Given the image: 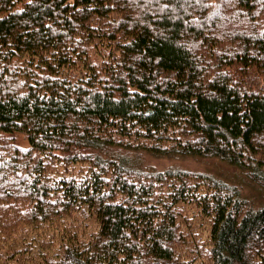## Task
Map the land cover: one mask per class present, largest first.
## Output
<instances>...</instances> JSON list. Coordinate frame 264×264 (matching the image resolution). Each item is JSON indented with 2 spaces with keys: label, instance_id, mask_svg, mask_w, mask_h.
Here are the masks:
<instances>
[{
  "label": "trees",
  "instance_id": "obj_1",
  "mask_svg": "<svg viewBox=\"0 0 264 264\" xmlns=\"http://www.w3.org/2000/svg\"><path fill=\"white\" fill-rule=\"evenodd\" d=\"M176 152L264 186V0H0V264H264V206L139 164Z\"/></svg>",
  "mask_w": 264,
  "mask_h": 264
},
{
  "label": "rangeland",
  "instance_id": "obj_2",
  "mask_svg": "<svg viewBox=\"0 0 264 264\" xmlns=\"http://www.w3.org/2000/svg\"><path fill=\"white\" fill-rule=\"evenodd\" d=\"M20 142L23 144L28 143L27 140H23V137H20ZM140 163L145 167L165 168L178 166L209 173L230 185L238 187L240 195L247 200L250 207L264 206V186L249 177L246 169L218 156L190 155L179 152L163 155L144 153L142 159L139 160Z\"/></svg>",
  "mask_w": 264,
  "mask_h": 264
}]
</instances>
